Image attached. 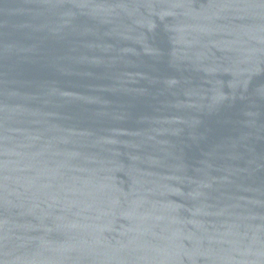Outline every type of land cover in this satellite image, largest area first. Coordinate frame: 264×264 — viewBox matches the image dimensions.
<instances>
[{"label": "water", "instance_id": "water-1", "mask_svg": "<svg viewBox=\"0 0 264 264\" xmlns=\"http://www.w3.org/2000/svg\"><path fill=\"white\" fill-rule=\"evenodd\" d=\"M0 264H264V0H0Z\"/></svg>", "mask_w": 264, "mask_h": 264}]
</instances>
